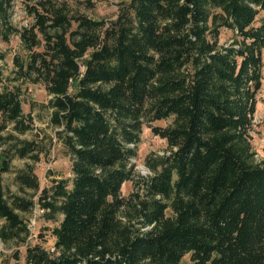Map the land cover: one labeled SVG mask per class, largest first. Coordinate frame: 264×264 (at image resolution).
Segmentation results:
<instances>
[{"label": "trees", "instance_id": "trees-1", "mask_svg": "<svg viewBox=\"0 0 264 264\" xmlns=\"http://www.w3.org/2000/svg\"><path fill=\"white\" fill-rule=\"evenodd\" d=\"M15 1L0 0V40L18 36L26 51L0 78V244L14 248L2 263L264 264V160L252 144L264 0H129L108 20L67 0H24L33 23L22 29ZM223 29L234 37L221 45ZM35 85L47 104L30 101ZM36 106L49 111L48 148L43 129L21 138L37 129ZM144 127L169 148L148 158L150 176L133 163ZM54 141L72 176L41 190L34 165ZM14 160L32 161L16 175L23 196L4 185ZM37 206L62 216L53 251L30 243L22 214Z\"/></svg>", "mask_w": 264, "mask_h": 264}, {"label": "rangeland", "instance_id": "rangeland-1", "mask_svg": "<svg viewBox=\"0 0 264 264\" xmlns=\"http://www.w3.org/2000/svg\"><path fill=\"white\" fill-rule=\"evenodd\" d=\"M71 7L94 20L100 19H112L115 18L118 13V4L121 2H127L129 0H67ZM264 15V13L262 14ZM13 24L18 28L30 26L33 23V18L30 17L24 5V0H16L14 14L12 17ZM234 34L231 30L223 29L220 36V44H228L232 42ZM4 55V59L0 57V78L5 81L8 77H11L14 69V58L16 56L25 57L26 51L22 45L20 37L14 36L9 43H5L0 40V56ZM263 62H264V50H263ZM2 82L0 81V88ZM29 99L34 104H47L49 101L48 93L43 85L30 86ZM257 112L254 119V131L252 132V144L257 152V158L264 160V68H263V86L258 94ZM24 110L26 113L31 112L30 103L24 104ZM35 116V125L37 129L27 135L21 136L22 139L32 140L35 138V134L39 130L46 131L48 137L45 140L47 145L50 142L53 132L48 127L49 111L41 109L38 106L35 107L33 112ZM172 120L157 121L153 126L166 127L170 125ZM44 137V136H43ZM55 144L50 149V153L41 157V161L35 164V174L37 175L41 190L51 186L53 180L61 178H70L72 176V161L68 155L64 146L54 141ZM169 152L168 143L166 140L159 136H156L152 129L144 127L141 137V143L138 146L137 157L133 160L136 166V173L140 176H150L152 171L147 167L148 158L154 159L155 157H163ZM28 163H32L30 160H14L12 163V171L4 175V185L7 192L23 196L24 192L19 188L16 182V175L18 172L26 167ZM134 191L133 183L127 182L122 189V194L128 197ZM28 194H34L33 191H27ZM40 192L38 193V195ZM38 195L35 199L38 198ZM172 211H167V215L170 216ZM23 218L28 222L32 236L30 243L41 244L48 250L53 251L55 244V238L52 235V229L59 225L62 216L56 218V221H49L44 213L37 206L30 214H22ZM14 248L4 246L0 244V264L2 263L1 253L10 255ZM22 262L24 261L26 248L21 247ZM13 264V262L11 263ZM181 264H190V255L183 258Z\"/></svg>", "mask_w": 264, "mask_h": 264}, {"label": "bare ground", "instance_id": "bare-ground-1", "mask_svg": "<svg viewBox=\"0 0 264 264\" xmlns=\"http://www.w3.org/2000/svg\"><path fill=\"white\" fill-rule=\"evenodd\" d=\"M125 184H126V183H125ZM125 184L123 185V188H124Z\"/></svg>", "mask_w": 264, "mask_h": 264}]
</instances>
